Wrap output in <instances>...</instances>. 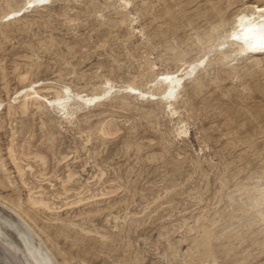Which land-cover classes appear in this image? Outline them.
I'll return each mask as SVG.
<instances>
[{"label":"rangeland","instance_id":"1","mask_svg":"<svg viewBox=\"0 0 264 264\" xmlns=\"http://www.w3.org/2000/svg\"><path fill=\"white\" fill-rule=\"evenodd\" d=\"M26 1L0 0V17ZM118 1L44 0L23 20L2 23L0 101L26 72L31 81L87 93L105 80L135 77L144 88L153 73L175 72L225 42L234 15L253 12L256 2L128 0L131 31ZM228 44L232 58L210 53L199 81L185 83L173 117L123 93L82 109L73 125L52 111L0 116V199L21 208L60 264H264V54L256 65L251 56L234 57ZM106 123L111 136L101 133ZM181 129L186 135L178 136ZM11 137L14 155L34 169L24 176L28 187L8 156ZM68 168L77 173L74 188H90L79 191L92 196L79 205L71 206L77 192L59 187ZM38 188L61 208L57 217L27 204L28 189Z\"/></svg>","mask_w":264,"mask_h":264},{"label":"bare ground","instance_id":"2","mask_svg":"<svg viewBox=\"0 0 264 264\" xmlns=\"http://www.w3.org/2000/svg\"><path fill=\"white\" fill-rule=\"evenodd\" d=\"M43 1L44 0H27L26 3L23 4L24 6L23 7L21 6L22 8L17 12L10 10L8 7V9L10 11L5 13L4 15L2 14L3 16L1 15L0 25L2 23H4L7 26L8 24H11L13 22L18 21L25 14L27 15V13L29 11H33L36 9L38 10L39 7L45 5V4H43ZM118 2L122 3V5H123L122 6V12L126 16V20L129 23L131 31L134 30V19L132 16H130V13H129V10L131 8V2L128 0H119ZM260 3H262V4H260ZM252 4H253L252 6H254L253 12H246L247 10L246 11L243 10V11L237 12L234 15V26L231 30L228 29L230 31L226 32L227 35L225 37V40H226L225 42H222L221 44L215 46L208 53L206 51V55H204L202 58L197 59V60L192 61V62L183 63L175 72H171V73L165 72V73H160V74L153 73V79L152 80L147 81L145 79L146 81L144 84V88H140V86L138 85L140 82L137 84V81H136L137 77H135V80L132 82H123L120 85L114 84L113 82L104 79L105 83H103L100 86L99 90H94L90 93H87L86 91L85 92L84 91H73L69 86H66L67 84L62 85L63 83L60 84V83H56L53 81L52 82H49V81L44 82L41 80L31 81L29 79V76H30L29 72H26V73H23L21 75L19 74L17 76L18 83L21 86L17 91H15L13 94H10L9 91H7L8 89L5 88L6 89V98L3 101H0V116L5 115V117L8 120H11L17 114V110L20 111L21 115H26L27 113H30V112H35V113H39V114L43 115L45 112L52 111L58 115V118L63 123L68 124V125H73L74 121H76L78 119V117L82 114L81 113L82 109L88 108L89 109L88 112H90V109L99 108L102 105H104L106 102L111 101L113 99L115 93H118V94L123 93L125 95L132 96V97L136 98L137 100L162 105L164 107V109L167 110L168 115L170 117H173L177 114L176 104L179 101L178 98L181 94V91L184 89L185 83L187 81H191V80L194 81V80H197L199 78L198 76L200 75L201 71L205 70V68L207 66V62L209 61V57H210L209 54L213 53V52H217L220 55H222L221 57H223L224 59L229 60V58H232V54L229 53V55H228L227 51L223 49V46L225 45V43H229L228 45H230V46L231 45L235 46L234 57L235 56H241V57L251 56V58L254 59V62H255V63L253 62L254 64H256V65L260 64V62H259L260 59L258 60V57H261L260 54H264V52L256 53V54H250V53H248V50L249 49L256 50V49L261 48V47L264 48V2H261V0H256V2L252 3ZM231 5H233V4H231ZM240 9H241V7H240ZM120 14H122V13H120ZM121 17H123V16H121ZM23 19L24 18H22V20ZM119 20H120V18H119ZM119 22H121V20ZM220 24L223 25V23H220ZM209 40H210V38H209ZM213 55H215V54H213ZM213 55H212V57H213ZM205 59H207V61ZM233 60H235V59H233ZM205 61H206V64L204 65ZM36 69H38V68H36ZM150 73H152V72H150ZM140 78H142V77H139L138 79H140ZM197 81H199V80H197ZM121 102H123V101L121 100ZM87 118L88 117H86L85 120H88ZM83 123H85V122H83ZM107 125H108L107 127L104 126L101 129V133L103 135H106V136H108V135L111 136V133L113 131L112 126H110L111 123H110V125L109 124H107ZM102 126H103V123H102ZM13 131H14V129H13ZM13 131H12V137H13ZM114 131H115V129H114ZM186 131L182 130V129L179 130L178 136L186 135V133H187ZM85 134H86V132H85ZM50 140L51 139H49V141ZM54 140L55 139H53V141ZM12 142H13V138L11 141V146L10 147L8 146L9 148L7 149L8 150V156L11 159V163L15 169V172L18 174V176L20 178L21 184H23V186L28 187L26 179L24 176L26 174V171H33L34 169L32 170V167L27 163H26V165H22V163L16 157L17 155H14L15 150L13 148ZM34 156L37 159L39 158L41 161L44 160L41 155L36 154ZM65 159H66L65 157H61V159L57 160V163H60V162L62 163V161H64ZM2 168L5 172L6 171L5 165H2ZM66 170H67V174L64 175V176H66V179L65 180L63 179L62 181L60 180L61 186H59V187H62V189L65 192H68V191L77 192L76 194H77L78 198H77L76 202L71 204V206L72 205H79V204L83 203L84 200L88 201L90 198H92V196L88 197V198L80 197L81 192H79V191H83V190L87 191L90 188L88 189V186L86 184L80 185L79 187L77 186L76 188H74L73 183H74L75 177L77 176V173H75L71 168H68ZM4 172H3V175L5 177ZM44 174L39 173L38 175H40L42 177V176H44ZM100 175H101V177L104 176V175H102V173H100ZM44 177H42V179ZM100 178H99V176L97 177L98 180ZM40 180H39V182H40ZM9 181L11 182V180H9ZM40 183H38V184L40 185ZM84 183H86V182H84ZM12 184L13 183H11V185ZM47 185H50V184H47ZM51 185H53V184L51 183ZM26 187H24V188H26ZM28 190H29V193H28V198L26 201H27V204L29 205V207H31V209H35L36 211L42 209V210H45L46 212L48 211L50 213H54L55 214L54 216H56V215H58V213H60L58 209H61V208H57L52 203L53 201L50 203L48 200H46L45 199L46 196H44L45 194H43L44 192H42V190H39V188H38L39 191L36 190L37 192L36 191L34 192L31 189H28ZM252 190H254V189H252ZM261 199L264 200V194L262 195ZM9 205L3 199H0V264H60L57 261L56 257L54 256V254L52 253V250L49 249L46 242L42 239L41 235L39 234L40 232L35 230V227L33 228V226H31L26 221L27 219L25 220V218L23 216H26V215L22 216V214L20 212L21 208L18 211L17 210L18 208L14 209V208L10 207ZM250 205H251V203H250ZM23 214H24V212H23ZM263 215H264L263 212L259 213L260 217H263ZM57 220L59 221L60 219H57ZM62 224H64V222ZM70 225L73 227V229H74V227L79 228L80 229L79 231L83 232L84 234H87V235L90 234V231H86L84 228L79 227L77 224L74 225L73 223H70ZM39 231H40V229H39ZM65 264H67V263H65Z\"/></svg>","mask_w":264,"mask_h":264}]
</instances>
